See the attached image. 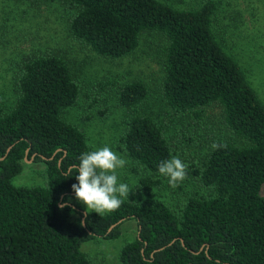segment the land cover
Masks as SVG:
<instances>
[{"label": "trees", "instance_id": "1", "mask_svg": "<svg viewBox=\"0 0 264 264\" xmlns=\"http://www.w3.org/2000/svg\"><path fill=\"white\" fill-rule=\"evenodd\" d=\"M59 1L72 11L71 38L102 57L131 54L143 33L164 36L166 107L198 120L216 106L229 133L189 162L197 187L182 206L122 198L114 211H89L81 227L85 212L68 173L96 148L64 114L78 102V79L60 51L22 57L14 102L0 105V264H93L82 243L117 237L127 219L136 221L137 235L120 248L121 264H264V99L213 27L216 1L186 8L162 0ZM97 86L115 88L126 112L116 149L133 162L136 189L151 193L163 183L158 165L176 157L178 142L158 115L142 109L150 92L143 80L107 78ZM31 157L45 164L44 182L15 184Z\"/></svg>", "mask_w": 264, "mask_h": 264}, {"label": "rangeland", "instance_id": "2", "mask_svg": "<svg viewBox=\"0 0 264 264\" xmlns=\"http://www.w3.org/2000/svg\"><path fill=\"white\" fill-rule=\"evenodd\" d=\"M179 8L194 7L205 0H162ZM216 20L213 27L227 51L247 73L252 86L264 99V0H215ZM72 11L59 0H0V105L10 106L15 99L14 73L22 57L45 49L65 54L80 93L77 104L65 111V117L79 125L91 145L97 149L108 146L127 163L116 170L118 183L129 187L130 200L152 202L162 200L178 208L197 187L189 171V162L206 152L213 139H226L222 115L216 106L208 107L196 120L187 114H175L165 105L160 85L163 76L164 36L143 33L134 51L122 58H107L94 53L88 46L71 38L68 18ZM113 78L118 83L141 79L149 86L143 110L158 115L170 129L178 153L186 165L185 179L173 188L164 176L161 186L151 193L136 189L138 173L133 162L116 149L115 141L123 128L125 110L116 100L115 88L99 89L97 82ZM181 135L191 138L185 143ZM45 164L26 159L22 171L13 179L15 184L35 185L44 182ZM85 212V206L81 205ZM119 235L112 239L94 238L81 245L93 264H121L119 250L137 235L134 219L123 221Z\"/></svg>", "mask_w": 264, "mask_h": 264}, {"label": "clouds", "instance_id": "3", "mask_svg": "<svg viewBox=\"0 0 264 264\" xmlns=\"http://www.w3.org/2000/svg\"><path fill=\"white\" fill-rule=\"evenodd\" d=\"M216 144L213 148H217ZM127 161L119 154L104 146L94 151L84 152L79 163L74 167L75 175L68 173L69 178L74 177L77 183L72 184L71 191L74 193L78 204L85 206V219L80 221L83 227L89 215V211L102 214L118 209L123 200L129 196V187L126 183H118L116 170L123 168ZM186 165L180 158L161 161L158 172L168 179L171 187L175 188L187 175ZM71 198L61 202L58 207L63 210L69 207Z\"/></svg>", "mask_w": 264, "mask_h": 264}, {"label": "water", "instance_id": "4", "mask_svg": "<svg viewBox=\"0 0 264 264\" xmlns=\"http://www.w3.org/2000/svg\"><path fill=\"white\" fill-rule=\"evenodd\" d=\"M25 160H26V159H25ZM119 222H120V221H119ZM119 222H117V223H119ZM117 223H116V224H117ZM116 224H114V225H116ZM114 225H113V226H114Z\"/></svg>", "mask_w": 264, "mask_h": 264}, {"label": "flooded vegetation", "instance_id": "5", "mask_svg": "<svg viewBox=\"0 0 264 264\" xmlns=\"http://www.w3.org/2000/svg\"><path fill=\"white\" fill-rule=\"evenodd\" d=\"M31 159H33V157H31Z\"/></svg>", "mask_w": 264, "mask_h": 264}]
</instances>
